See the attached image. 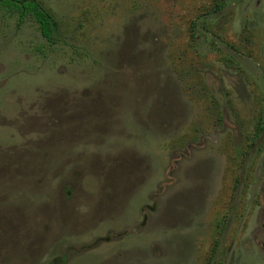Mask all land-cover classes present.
Returning <instances> with one entry per match:
<instances>
[{"label":"rangeland","instance_id":"rangeland-1","mask_svg":"<svg viewBox=\"0 0 264 264\" xmlns=\"http://www.w3.org/2000/svg\"><path fill=\"white\" fill-rule=\"evenodd\" d=\"M0 9V264H264V0Z\"/></svg>","mask_w":264,"mask_h":264},{"label":"trees","instance_id":"trees-1","mask_svg":"<svg viewBox=\"0 0 264 264\" xmlns=\"http://www.w3.org/2000/svg\"><path fill=\"white\" fill-rule=\"evenodd\" d=\"M0 9L17 16L18 22L30 18L36 24L42 38L54 46L60 37L58 23L38 0H0Z\"/></svg>","mask_w":264,"mask_h":264}]
</instances>
